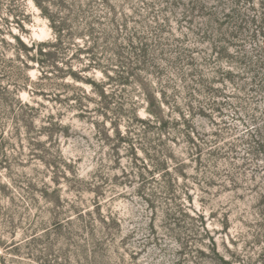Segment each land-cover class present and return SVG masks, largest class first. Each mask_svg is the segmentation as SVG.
I'll list each match as a JSON object with an SVG mask.
<instances>
[{"label":"rangeland","instance_id":"374dc122","mask_svg":"<svg viewBox=\"0 0 264 264\" xmlns=\"http://www.w3.org/2000/svg\"><path fill=\"white\" fill-rule=\"evenodd\" d=\"M26 5L32 23L24 39L52 38L48 21L32 2ZM263 12L264 0H131V28L152 37L149 26H156V15L165 25V49L184 56L179 68L188 81L166 64L168 74L162 78L172 85L163 114L172 128L162 134L154 121L147 139L156 150H149L141 138L144 127L132 122L133 117L150 119L145 94L135 83L124 91L135 114L116 119L117 129L111 126L115 117L97 113L100 100L91 83H80L88 98L85 111L61 112L53 101L55 87L45 89L46 99L36 96L39 118L33 133L5 122L10 147L0 160V264H264V163L246 166L243 152L229 149L254 127L247 129L243 115L232 109L223 114L209 109L208 94L192 77L200 75L212 91L240 96L222 82L242 72L220 62L217 52L226 48L231 56L239 55L251 34L235 26L244 24V14ZM6 18L3 4L0 24L12 40L19 29L8 27ZM247 49L254 54L249 43ZM10 59L11 54L0 53V70ZM39 74L31 72L33 79ZM82 74L93 82L103 78L99 70ZM147 79L160 98L159 79ZM189 86L197 92L192 114ZM21 98L31 100L26 92ZM180 114L190 120V128ZM217 132L225 140L215 144ZM185 134L202 146L201 160L193 156ZM218 148V156L210 154Z\"/></svg>","mask_w":264,"mask_h":264},{"label":"trees","instance_id":"16d2710c","mask_svg":"<svg viewBox=\"0 0 264 264\" xmlns=\"http://www.w3.org/2000/svg\"><path fill=\"white\" fill-rule=\"evenodd\" d=\"M28 1L32 2L39 10L40 16L48 21L52 38L48 40L30 38L29 41L24 39L23 35H30L26 25L32 23V16L27 11ZM3 4L6 5L8 12L5 24L8 27L16 26L19 34H11L13 39H7L5 36L7 29L4 23L0 24V53L11 54L9 63L0 70L1 162L7 157L6 151L10 147L6 139V123L11 121L16 131L23 129L28 134L33 133L39 118V108L34 105V99L40 95L46 99L45 89L52 87L58 91L53 101L61 107V112H69L73 108L85 111L88 98L82 94H85L80 86L82 82L92 84V90L100 100L97 113L105 119H108L109 115L115 117L111 121V126L116 129V119L130 118L131 114H135L134 107L127 104L130 98L124 91L133 83L138 84L149 104L150 119L141 120L133 117L132 122L144 127V135H141V138L146 141L149 150H156L155 145L147 139L151 125L154 121L159 123L162 134L172 128L171 121L165 120L163 116L164 105H169L166 91L172 87L170 83L163 84L162 78L168 74L166 65H170L181 81H188L185 80L186 75L182 74V68H179L185 61L184 56L178 51L168 52L165 49L161 40L165 25L157 22L159 18L156 15L154 16L156 26H149L152 37L148 38L140 36L135 28H131V0H122V2L120 0H0V7ZM145 5L148 10L155 13L154 6ZM127 10L130 13H127ZM241 23L244 24L235 27L240 29L241 33H250L251 41L243 40L246 44L240 46L241 51H238L240 56L235 57L233 54L231 56L230 50L226 48L217 52L220 62L239 67L238 70L242 72V75L236 74V76L230 73V76L225 77L222 82L233 85L240 91V96L231 97L221 94L223 91L221 93L219 90L212 91L209 89V84L200 80V75L192 74V77L199 78L197 84L208 94L209 102L205 104L209 109L211 106L213 111L220 114L232 109L235 115H243V123L247 129L254 127L229 149L233 152L240 149L243 152L241 159L244 165L260 167L259 163H264V109L260 106L264 105V12L251 17L244 14ZM248 43L254 49L253 55L247 49ZM172 53L177 57L173 60L166 58L171 57ZM185 64L191 65L189 60ZM34 69L40 72L36 79L31 76ZM95 70L103 74L99 82H93L82 74L93 73ZM147 76H156L159 79L160 98L156 97V90L151 88ZM189 88L192 87L189 86L188 90ZM120 89L124 90L120 91ZM24 92L28 93L30 101L22 100L21 94ZM189 93L187 107L192 114L195 110L193 101H197L194 98L197 92L189 90ZM219 97L225 101L213 102V98ZM73 101L74 106L71 104ZM180 117L183 125L190 128V120L182 114ZM53 118L55 119V116H50L49 119ZM49 123L58 127V122L49 121ZM185 136L192 145L193 156L201 160L204 155L202 146L188 134ZM216 138L215 144L225 140L218 132ZM220 151L221 149L218 148L210 151V154L218 156ZM160 152L164 153V150L160 149L158 153ZM154 160L158 162L157 166L162 165L157 158Z\"/></svg>","mask_w":264,"mask_h":264}]
</instances>
